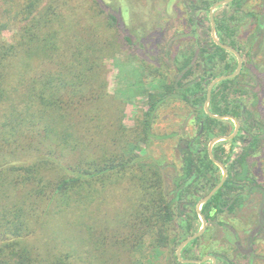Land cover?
Here are the masks:
<instances>
[{
    "label": "trees",
    "instance_id": "1",
    "mask_svg": "<svg viewBox=\"0 0 264 264\" xmlns=\"http://www.w3.org/2000/svg\"><path fill=\"white\" fill-rule=\"evenodd\" d=\"M244 3L226 6L236 11L220 15L216 25L219 40L243 57L247 51L248 60L237 77L214 87L209 105L212 114L233 117L241 127L234 139L213 148L228 179L202 206L207 231L183 249L186 261L215 257L218 264H239L248 259L242 252L256 250L264 232V186L250 169L264 141V122L249 109V102L261 103L264 57L251 47L264 15L246 12ZM123 12L120 2L109 9L105 0H0V264H74L79 251L45 248L38 241L43 230L49 224L63 231L59 218L70 210L87 211L107 201L110 211L120 200L124 204L111 215L108 235L90 238L98 256L118 259L126 252L129 258L140 255L139 264H213L183 263L177 254L203 228L199 205L223 179L209 146L232 136L236 123L211 117L205 106L213 82L236 73L238 58L205 28L204 43L193 42L171 59L170 80L161 79L166 58L157 59L154 73L161 84L144 92L146 109L128 127L124 106L110 94L107 65L123 43L136 46ZM204 19L210 24L209 14ZM250 19L260 24L244 46L239 34ZM158 27L150 32L154 29L161 46L169 32L157 33ZM7 31L14 32L13 42L4 40ZM171 100L194 112L199 132L180 139L182 166L168 184L166 166L147 151L155 141L176 136L154 132L159 110ZM258 193L263 201L256 232L245 245L226 218L244 212ZM107 240L112 253L105 250Z\"/></svg>",
    "mask_w": 264,
    "mask_h": 264
},
{
    "label": "rangeland",
    "instance_id": "2",
    "mask_svg": "<svg viewBox=\"0 0 264 264\" xmlns=\"http://www.w3.org/2000/svg\"><path fill=\"white\" fill-rule=\"evenodd\" d=\"M176 1L183 2L182 0H172V2ZM256 1V5L249 8L263 14L264 0ZM119 2L124 10L123 17L126 18L129 28L135 34L136 46L134 47L133 45L123 43L121 46V53L116 58L107 61L110 74L109 90L110 94L117 98V100H120L125 108V124L128 127H133L136 120L142 116V112L146 109L148 103L144 92L150 90V88L158 87L161 84L156 78L157 75L154 73L157 69V59L160 57L161 59L166 58V52H171V55L174 56L180 45L181 49L184 48V50L188 46L193 45L192 43L194 40H192L190 36L194 34L193 30L188 27L176 29L173 27L171 30L168 29L170 32H167L168 37L166 38L168 42L172 41V43L168 47L167 44L160 46V43L158 47L155 44L157 35L154 34V29L150 32V28L153 25H159L157 33H162L164 23L163 17L161 16L162 14L152 15V12H148L151 11L152 8V4L149 0H117L118 5ZM163 2L164 0H156V3H159L161 8L163 7V9H161L162 11L165 10ZM105 3L108 5L109 9L117 5L115 0H105ZM129 9H131L130 12ZM225 12L231 13L232 10L231 8L222 7L217 10L216 14L222 15ZM184 13L185 15L183 18L188 21L190 12L185 11ZM173 15H175V12H172V16ZM176 15L180 16L179 14ZM143 18L145 20H143ZM238 18H240V16H238ZM249 29V26H246L239 36L244 46H246L250 37ZM194 30H196V34H198V28H194ZM3 37L5 41L13 42L14 32L7 31L3 34ZM194 37L196 39L197 36L194 35ZM261 43L262 41L259 40L250 47L253 49V54L260 52L261 57H264V47L260 50ZM171 46L172 48H170ZM244 52L246 56L247 51L244 50ZM171 55L170 57L167 56L166 61L165 59L164 61L162 60L164 69H162V71L160 70L161 73L164 74V77L160 78L166 79L167 81L170 80L168 75L173 77L175 75ZM247 60L248 58H246V60L244 59V61ZM259 79L262 86L260 93L261 103L259 107H254L251 101L249 102V109L261 116L264 122V74L259 75ZM154 132L160 136L176 134L174 139L155 141L147 151L148 156L161 161L163 165L166 166L164 171L166 181L168 184H171V176L182 166L178 147L180 139L194 138L199 132V126L195 121L194 112L179 100L168 101L159 110ZM250 169L253 177L264 186V141L261 142V149L258 154L250 159ZM262 201V194H255L253 203L244 212L233 219L226 218V221L236 226L237 231L245 240V245H247L248 237L254 236L256 232L255 227ZM106 204L107 201L99 204V206L96 205L93 208H89L87 211L75 210V212H73L70 210L67 217L59 218L63 231L59 230L57 233L54 227L48 224L43 230L42 239L38 240L41 242L40 245L45 248H47L48 245L53 248H61L64 252L73 251L74 247L79 251L74 255V264H139L138 260L141 258L140 255L129 258L126 252H123L118 256V259H116L113 258L112 254H108V252L112 253L109 243L110 240L106 241L107 245L105 244V250L108 251L107 254L109 255L108 257L103 259L101 256H98L99 253L97 254V252L92 251L94 246L90 241L102 235H105V237L108 235V223L112 219L111 215L115 209L117 210L124 202L120 200L114 203L110 210L111 213ZM65 221L67 222L66 224ZM65 225H70V229L72 228V230L66 231ZM219 236L220 239L225 237L224 234ZM91 237L92 239H90ZM84 238L88 243H83ZM32 240L33 238L30 239V241ZM63 240L66 241L67 246L63 244ZM256 245V250H250V253L246 250L247 247H245L246 252H242V255H247L248 259L244 258L239 260V264H264V232L258 238ZM87 250H90L91 253ZM233 254L237 255V252Z\"/></svg>",
    "mask_w": 264,
    "mask_h": 264
},
{
    "label": "flooded vegetation",
    "instance_id": "3",
    "mask_svg": "<svg viewBox=\"0 0 264 264\" xmlns=\"http://www.w3.org/2000/svg\"><path fill=\"white\" fill-rule=\"evenodd\" d=\"M182 1L183 2H180V1L172 2V0H164L163 3H164V7H165L164 9L165 10H163L164 11L163 12L161 10V9H163V7L161 8L159 6V3H156V0H149V2L152 4V8H151V11H148V12L149 13L152 12V15L153 14H158V15L162 14L161 16L163 17V21H164L162 29L163 28H167V31L168 32H170L168 29L171 30L173 27L175 29L176 28H186V27H188L189 29H192L193 30V34L197 36L196 39H195L194 35L193 36H190V38H192V40H194V42L197 41V42L204 43V40H205L204 39L205 38V36H204L205 30L204 29L205 28H209L210 31H211V37L213 38V23H212V18H211V11L219 3L223 2V1H226V0H182ZM235 1H237V0H232L231 3H228V4H225V5L221 6V7H218L214 11V19H215V22H216V19L218 17H220V15H217L216 14L217 10H219L222 7L226 8V6L234 4ZM256 3H257L256 0H245V3L243 5V10H246V12H258L256 10H251L250 9L251 7H253L254 5H256ZM246 7L247 8L250 7L249 8L250 10L247 9ZM228 8H231V10H232L233 13L236 11L235 8H232V7H228ZM130 11H131V9H129V12ZM161 11H162V13H161ZM185 11L190 12V16L188 17V21L183 18L184 15H185V13H184ZM172 12H175V15L172 16ZM176 14H179L180 16H177ZM207 14H209L210 19H211L210 24L209 23H206L205 22V19H204L205 18V15H207ZM261 15H264V13L261 14ZM143 20H145V19L143 18ZM237 23H238L237 21H234V25H237ZM259 24H260V21L259 20H255V19H250V20H247L245 22V26H249V28H250L249 29V35L250 36L255 33L257 27L259 26ZM194 28H198V34H196V30H194ZM241 32H240V34H241ZM240 34H239V36H240ZM216 37L219 40L218 35H217V25H216ZM263 39H264V21H263V24H262V31L259 34L257 41L261 40L262 43L264 44ZM213 40H214V38H213ZM214 42H215V40H214ZM171 43H172V41H169V42L167 41V47ZM180 46L177 48L176 54L174 56L171 55V52L170 53L169 52H166V55H165L166 58H167V56L170 57V55H171V58H176L179 52H185L186 49L184 50L183 47H182L183 49H181ZM226 46H228V45H226ZM170 48H172V46ZM238 53H240V52H238ZM240 55H241V57L243 59V67H244V62H245L244 59L246 60V58H248V57H247V55H246V57L245 56L243 57L241 53H240ZM238 63H239V61H238ZM223 176H224V172H223ZM203 227H204V225H203ZM206 231H207V229H206ZM207 258H210V257H207ZM207 258H205V259H207ZM210 261L213 262V260H208L207 262H210ZM217 264H218V262H217Z\"/></svg>",
    "mask_w": 264,
    "mask_h": 264
},
{
    "label": "water",
    "instance_id": "4",
    "mask_svg": "<svg viewBox=\"0 0 264 264\" xmlns=\"http://www.w3.org/2000/svg\"><path fill=\"white\" fill-rule=\"evenodd\" d=\"M231 2H232V0H226V1H223V2L219 3L217 6H215V7L212 9V11H211V18H212V23H213V38H214L215 42H216L218 45H220L221 47H223V48H225V49L231 51L232 53H234V54L237 56L238 61H239V66H238V70H237L236 73H234L233 75L223 76V77L217 78V79L213 82V84L211 85L210 90H209V97H208V101H207V103H206L205 109H206V112H207L211 117H213V118L220 119V120H233V121L236 123V130H235V133H234L232 136H230V137H221V138H217V139L213 140V141L211 142L210 146H209V153H210V156L212 157V160L215 162V164L218 165V166L223 170V172H224V176H223V179H222V182L220 183V185L217 186V187L214 189V191H213L208 197H206L205 199H203V200L201 201L200 205H199V213L201 214V219H202V221H203V225H204V227H203V229H202L199 233L195 234L194 236H192V237H190L189 239H187L186 241H184L183 244L180 246L177 255H178L180 261L183 262V263H204V262H207L208 260H213V264H217V260H216V258H214V257H210V258L204 259V260H202V261H186V260H183V258H182V251H183V249H184L188 244H190L192 241L198 239L199 237H201V236L206 232V229H207L208 224H207V221H206L204 215H202V213H201V211H202V206H203L206 202H208V201H209V200H210V199H211V198H212V197H213V196H214V195H215V194H216V193H217V192L223 187V185L226 183V181H227V179H228V171H227L226 167H225L222 163H220L219 161H217V160L214 158V155H213V148H214V146H215L216 144H218V143H220V142H223V141H230V140L234 139V138L238 135V133H239V131H240V127H241L240 122H239L237 119H235V118H233V117L215 116L214 114L211 113L210 108H209V105H210V102H211L212 91H213L214 87H215L218 83H220V82H223V81H225V80H229V79H233V78L237 77V76L241 73V71H242V69H243V59H242L240 53H238V51H236L234 48L222 44V43L217 39V37H216V22H215V19H214V11H215L218 7H221V6H223V5H225V4H228V3H231Z\"/></svg>",
    "mask_w": 264,
    "mask_h": 264
}]
</instances>
